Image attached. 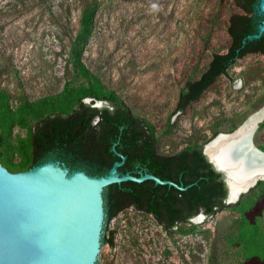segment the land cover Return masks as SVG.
Instances as JSON below:
<instances>
[{
	"label": "rangeland",
	"instance_id": "obj_1",
	"mask_svg": "<svg viewBox=\"0 0 264 264\" xmlns=\"http://www.w3.org/2000/svg\"><path fill=\"white\" fill-rule=\"evenodd\" d=\"M97 6L84 64L157 130L161 150L176 153L216 131L230 133L264 108V55L239 60L184 114L181 88L225 53L234 0H0V91L16 106L60 93L75 75L70 52L86 8ZM253 136L264 147V128ZM15 129L14 140L25 137ZM241 214L232 208L168 233L150 215L126 210L110 223L114 246L101 264H262L242 259ZM264 229V191L245 214Z\"/></svg>",
	"mask_w": 264,
	"mask_h": 264
},
{
	"label": "trees",
	"instance_id": "obj_2",
	"mask_svg": "<svg viewBox=\"0 0 264 264\" xmlns=\"http://www.w3.org/2000/svg\"><path fill=\"white\" fill-rule=\"evenodd\" d=\"M259 1L234 0L236 10L228 21L230 44L226 52L214 53L201 75L184 84L175 114H184L220 77L228 75L239 60L251 54L264 55V34L252 38L263 21ZM96 12L97 6L84 11L70 52L75 75L84 84L71 80L58 94L38 100L23 98L16 106L8 93L0 91V163L16 173L53 160L90 176H103L115 162L123 160L120 154L125 158L119 168L121 175L151 174L186 189L158 185L152 180L128 181L105 188L102 247L114 246L115 232L111 231L110 223L129 209L152 216L171 234L201 213L212 218L232 208L242 216L235 240L241 246L242 259L255 257L264 264L261 221L255 219L250 223L245 217L261 199L264 182H259L237 204L225 203L227 187L223 175L203 153L204 146L220 134L218 131L202 143L191 144L176 153L161 150L156 127L133 112L115 90L106 88L100 77L84 64L83 55L93 34ZM87 99L92 102L87 103ZM96 102H103L104 106L96 108ZM263 128L261 124L260 129ZM15 129L24 130L25 137L14 140ZM259 148L264 151L263 146Z\"/></svg>",
	"mask_w": 264,
	"mask_h": 264
},
{
	"label": "water",
	"instance_id": "obj_3",
	"mask_svg": "<svg viewBox=\"0 0 264 264\" xmlns=\"http://www.w3.org/2000/svg\"><path fill=\"white\" fill-rule=\"evenodd\" d=\"M258 10L263 21L258 34L252 37L255 39L264 34V0L259 1ZM103 106V102L94 104L96 108ZM246 122L232 133L218 134L203 149L214 169L223 175L227 205L237 204L259 182H264V151L254 144L253 136L250 141L238 142ZM258 128L259 125L255 132ZM223 142L232 144L224 155V166L209 153ZM119 156L123 160L115 162L103 176H90L53 160L16 173L0 163V264H101L106 255L102 247L105 188L152 180L158 185L186 189L151 174L121 175L119 168L125 158ZM238 165L241 180L233 174V167ZM206 218L201 213L190 222Z\"/></svg>",
	"mask_w": 264,
	"mask_h": 264
},
{
	"label": "bare ground",
	"instance_id": "obj_4",
	"mask_svg": "<svg viewBox=\"0 0 264 264\" xmlns=\"http://www.w3.org/2000/svg\"><path fill=\"white\" fill-rule=\"evenodd\" d=\"M264 120V108L253 114L249 119H247L246 124L239 131V141L244 143L247 140H251V137L256 133L255 130L257 126ZM237 142V143H238ZM232 148L230 142H223L211 151H209L212 159H214L219 165H226L224 162V155ZM233 174L236 179H242V171L240 165L233 167Z\"/></svg>",
	"mask_w": 264,
	"mask_h": 264
},
{
	"label": "flooded vegetation",
	"instance_id": "obj_5",
	"mask_svg": "<svg viewBox=\"0 0 264 264\" xmlns=\"http://www.w3.org/2000/svg\"><path fill=\"white\" fill-rule=\"evenodd\" d=\"M138 172L141 173V170H139Z\"/></svg>",
	"mask_w": 264,
	"mask_h": 264
}]
</instances>
